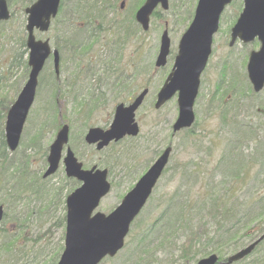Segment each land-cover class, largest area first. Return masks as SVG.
<instances>
[{
  "label": "rangeland",
  "instance_id": "rangeland-1",
  "mask_svg": "<svg viewBox=\"0 0 264 264\" xmlns=\"http://www.w3.org/2000/svg\"><path fill=\"white\" fill-rule=\"evenodd\" d=\"M36 1L8 0L11 17L8 21L0 22V92L6 93L9 99H15L25 83L22 63L27 58V52L20 43L26 41L25 8ZM144 1H82L92 10L90 17L105 20L108 28L100 33L98 40L93 41L83 56L72 58L66 51V69L60 77L68 82L76 79L73 74L77 75L75 70L79 67V80L83 81L79 94L61 96L57 100V107L56 97L50 94L52 88L56 87L52 85L51 88L50 85L48 88L45 82L37 90L19 147L13 153L8 149L9 156L16 154L18 158L20 153L29 152L33 158L31 171L39 177L30 186L17 184L11 178L5 183L0 179V204L4 202V218L0 224V264H56L59 260L65 241L66 197L80 184L66 176L62 162L55 174L45 179L42 177L47 167V147L54 140L62 122L70 127L69 145L83 167L98 165L109 170L112 188L96 209L105 214L121 202L163 149L169 144L173 146L165 172L153 189L144 211L131 225L126 246L115 257L105 259L100 264L194 263H183L181 259V248L186 241L182 231L167 237L164 228L160 232L163 222L154 224L164 208L168 204L172 208L164 219L173 221L179 214L180 205H202L206 191L215 194L231 187V169L244 162L251 163L250 178L246 180L248 184H242V189L234 195V205L240 206V213L241 209L243 213L245 208L242 205L254 200L255 195L259 197L264 193V88L254 92L247 73L249 54L258 50L260 43L257 40L249 43L237 41L233 46L229 45L231 27L243 9V0L232 2L221 16L193 107L195 122L190 128L192 138L187 136V130L172 134V124L178 116L177 97L174 96L155 110V92L136 112V121L140 126L138 136L125 138L101 152L84 142L83 135L89 127L108 128L115 105L129 99V94L118 86L119 74L131 76L127 84L136 93L147 84L152 89L157 85L158 90L161 88L171 71L179 41L193 18L197 4V0H169V8L163 10L158 7L160 16L152 17L145 30L136 21H130ZM72 2L66 0L67 6L62 8L50 29L45 33L37 31L36 35L51 38L52 44L56 39L74 37V32L69 29V25L76 21L73 20L75 13L69 9ZM64 18L67 21L63 23L60 19ZM124 31L130 36H124ZM165 31L170 39L167 64L158 68V74L152 81L146 82L135 72L140 73L143 69L147 74H156L152 66ZM114 38L118 42L112 45ZM102 45L107 48L106 55L101 51ZM103 62L110 67L111 73L101 70ZM52 73V68L47 71L55 81ZM93 86L99 94L92 89ZM16 88L18 90L14 91ZM90 90L94 94L88 93ZM57 108L61 110L60 113ZM37 134L39 139L35 141ZM243 152L245 155L241 156ZM198 163L203 164V168H196ZM201 169L207 177L197 181V173ZM220 181L224 183L219 186ZM174 207L178 208L177 213H172ZM197 211L193 210L194 214ZM201 214L204 215V212ZM232 243L227 241L221 244L222 251L230 255L241 249V239ZM208 246V252L219 250L217 244ZM235 248L237 250L233 251Z\"/></svg>",
  "mask_w": 264,
  "mask_h": 264
},
{
  "label": "water",
  "instance_id": "water-1",
  "mask_svg": "<svg viewBox=\"0 0 264 264\" xmlns=\"http://www.w3.org/2000/svg\"><path fill=\"white\" fill-rule=\"evenodd\" d=\"M60 1L37 0L25 10L27 14L26 44L29 49L28 64L31 71L28 81L7 114L5 137L12 151L19 145L23 125L33 104L38 74L51 54L49 41L37 40L35 29L42 32L49 29L51 19L58 13ZM231 2L232 0H198L194 17L180 39L172 72L158 93L155 104L156 108H160L178 93L179 114L173 124L174 133L191 127L195 120L193 107L200 86V76L211 54L213 36L219 28L220 15ZM159 5L167 10L169 0H146L137 11L136 19L145 30L149 27L153 11ZM9 17L6 0H0V20H8ZM256 38L260 42V47L257 51L250 52L247 72L253 90L260 92L264 87V0H244L241 15L231 31L230 46L234 45L237 39H241L243 43H249ZM160 43L156 65L164 66L170 52L167 31L162 35ZM54 67L59 74L57 50H54ZM146 94L147 90H144L131 104H118L110 127L106 130L99 127L90 128L85 136L86 142L97 144V149L101 150L110 142L119 141L126 135L136 136L140 129L135 122V112ZM68 141L69 126L64 124L50 146L49 166L44 177L50 176L58 169L63 148ZM171 151V146L164 149L113 212L108 215L96 213L92 216L101 198L111 189L108 170L97 168V166L83 169V164L68 147L66 156L63 158L65 172L67 176L76 177L83 184L67 197L65 247L57 264H98L105 256H114L123 247L130 224L151 195L169 161ZM3 216V206L0 205V222ZM262 240H264V234L230 255L225 264L244 259ZM217 262L218 256L211 254L195 264H216Z\"/></svg>",
  "mask_w": 264,
  "mask_h": 264
},
{
  "label": "trees",
  "instance_id": "trees-1",
  "mask_svg": "<svg viewBox=\"0 0 264 264\" xmlns=\"http://www.w3.org/2000/svg\"><path fill=\"white\" fill-rule=\"evenodd\" d=\"M82 1L84 0H73L69 7V9L73 10L71 12L75 13L73 20H76L73 22L74 25H69L70 30L74 32L77 28H79V20L85 22L79 28L81 40L79 41V38L72 39L68 37L66 42V51L72 58L79 56V49L78 47L71 45H74L78 41L79 44L91 43V38L93 37L92 30L95 32L93 25L89 23L92 20L89 15L92 10L89 9L88 5L85 6L82 4ZM143 1L144 0H142V2ZM64 6H67L66 0L62 1L61 11ZM160 14V11L157 10L153 14V17H159ZM68 20L71 21L70 16H68ZM134 21L135 18L133 15L131 22ZM87 23H89V25H86ZM21 43L24 44V42ZM59 50L63 52L62 49L59 48ZM88 50L89 49L85 45L84 47L81 46L80 51L82 55ZM52 75H54V72ZM0 89L2 88L0 87ZM74 98L76 99V96H74ZM13 100L14 99L6 97V93L4 94L3 92H0V179H2L5 183V181H8V178H11L14 179L17 184L30 186L31 182L35 181V179L39 177V175L31 171L33 158L29 153L23 152L20 153L19 158L16 157V154H11V156H9L10 152L7 149L4 137L6 114ZM55 105L57 106V100L55 101ZM242 132L243 134L246 133L244 131ZM186 134L188 137H193L191 129L189 131L187 130ZM38 139L39 134L35 136L34 140L37 141ZM242 140L243 139H241V141ZM243 155H245L244 152L241 156ZM250 164L251 163L244 162L241 166L231 169L233 174V177L231 178L233 183L230 184L231 187L215 194H208L206 191L202 200V205H190L187 207L184 205L182 207V205H180L179 214L173 221L164 219V217L168 215V211L172 210V208L169 204L164 208L162 215L163 225L160 232H163L164 228V233H167V237L176 234L179 231H182V233L186 235V241L181 248V259L183 263H189L192 261L196 262L199 258L207 256L213 252L218 253L220 255V259H225L228 253L222 251L223 246L221 244L224 245L227 241H233V243H236L241 239L242 248L247 243L254 241L264 233V193H262L259 197H256L257 195H255L254 200L242 205L245 208L243 213L242 209L240 213V206H235L233 203L235 200L233 199L234 195L238 194V191L242 189V184H248L246 183V180L249 175ZM195 167L203 168V164L198 163ZM206 177L207 175H205L204 171L202 169L199 170L197 173V181L200 178ZM223 183L224 181H220L219 186ZM236 200H238V197H236ZM2 204H4V202H2ZM195 209L196 211L199 209L196 214L193 212ZM177 212L178 208L174 207L172 213ZM201 212H204V215H202ZM211 227L214 229L211 230ZM240 231L241 235L239 234ZM180 235L181 233L177 236L179 237ZM238 236L239 238L236 239ZM166 242L167 241H165L164 244ZM212 244H217V249L219 250L208 252V245ZM235 250L237 249H233V251ZM199 255H201V257L197 258ZM234 264H264V240L258 244L255 250L248 257Z\"/></svg>",
  "mask_w": 264,
  "mask_h": 264
},
{
  "label": "flooded vegetation",
  "instance_id": "flooded-vegetation-1",
  "mask_svg": "<svg viewBox=\"0 0 264 264\" xmlns=\"http://www.w3.org/2000/svg\"><path fill=\"white\" fill-rule=\"evenodd\" d=\"M94 17H92V20L89 22V23H91L92 25H93V28L95 29V32L92 30V38H93V40H91L92 42L91 43H86V44H79V41L81 40V37H80V35H79V28H77L75 31H74V37H70V38H72V39H77V38H79V41L77 42V43H75L74 45H71V46H76V47H78L79 48V57H81V56H83L82 54H81V51H80V49H81V46L82 47H84V45L89 49V47H91V45L93 44V41H97L98 40V38H99V35H100V33H104V32H106L105 30L108 28V27H106V24H105V20H96V19H93ZM56 19H57V17L55 18V19H53L52 21H56ZM60 21H62L63 23L65 22V21H67L66 20V18H64V19H60ZM131 21V20H130ZM79 23H80V25L82 26L85 22H83V21H81V20H79L78 21ZM89 23H87L86 25H89ZM79 25V26H80ZM102 26V27H101ZM40 32L39 30H36L35 31V36H36V38L37 39H49V42L51 43V38H49V37H46V38H41V37H38L37 35H36V32ZM129 31V30H128ZM40 33H43V32H40ZM126 35H129L130 36V33H128V32H126V31H124V36H126ZM116 37L118 38V36L116 35ZM91 38V39H92ZM117 38H114L113 39V42H112V45H115L117 42H118V39ZM127 39V38H126ZM126 39H125V41H126ZM67 40H68V37H65V38H61V39H59V41H57V39H56V41H54L55 43H51V45H52V48H54V49H57V50H59V48L60 49H62L63 50V52H61L60 50H59V55H60V64H59V71H60V73H59V75H57L56 74V72H55V68H54V62H53V53H51V55L49 56V58L46 60V62H45V65H44V67H43V69L41 70V72H40V74L38 75V84H37V90L38 89H40L41 87H43L44 86V83L46 82L47 84H48V88H49V86L51 85V88H52V85H54L56 88H52V91L50 90V89H48V91L50 90L51 91V95L52 96H56V97H58V98H60L61 96H63V95H66V94H70V95H73V94H79V87L80 86H83V85H81V84H83L80 80H79V67H78V69H76L75 71L77 72V75L74 73L73 74V76L74 77H76V79H72V81H70V82H68L66 79H64V80H62L61 79V73H63L64 72V70L66 69V66H65V60H64V58H65V55H66V46H67V44H66V42H67ZM120 42V41H119ZM20 45L23 47L24 46V48H26L25 50H26V56H27V58L23 61V63H22V67H24V73H23V77H24V80H25V83H26V81L28 80V77H29V74H30V70H31V67L29 66V64H28V58H29V49L27 48V44H26V42H24V44H22V43H20ZM105 45H102V50L101 51H104V54L106 55L107 53H108V51H107V48L106 47H104ZM118 54H121L120 52L118 53ZM100 55H102L101 53H100ZM26 60H27V63H26ZM71 61L72 62H74L75 61V59H71ZM77 61H78V64H79V58L77 59ZM49 66H51V67H49ZM53 69V71H54V73H55V78H54V80L55 81H52V79H51V76H50V74H47V71L49 70V69ZM158 68H160V67H157L156 65H155V62H154V65L152 66V70L153 71H155L156 72V74H147L146 73V71H144L143 69L142 70H140V73H137V72H135L137 75L136 76H141V77H144L145 78V81L147 82V81H152L153 80V78H155V75H157L158 73ZM101 70H104V73L105 72H107V71H109V73H111V69H110V67L108 66V65H106V63L105 62H103L102 63V69ZM28 73V74H27ZM118 73V71L116 72V74ZM44 74H46V75H44ZM115 74V75H116ZM26 77V78H25ZM49 79H48V78ZM131 76L130 75H120L119 74V76H117V78L119 79V87H121V90H123V92H127L128 94H129V99H127L125 102H120V103H124V104H130L139 94H141L144 90H147V94L145 95V97H144V100H143V104L145 103V101L151 96V95H153L155 92H157L158 93V85L154 88V89H152L148 84L147 85H145V86H143L142 88H141V90L140 91H138L137 93L136 92H134V90L133 91H131V87H130V85L129 84H127L128 83V79L130 78ZM81 82V83H80ZM161 82H162V78L160 79V84H161ZM24 83V84H25ZM2 84V83H1ZM75 87H77V88H75ZM95 86H93L92 87V89H94L95 90V92L97 93V94H99V91H98V89L97 88H94ZM88 89V88H87ZM18 89L16 88L14 91H17ZM134 92V93H133ZM88 93H90V94H94V91L93 90H90ZM133 93V94H132ZM157 93H156V95H157ZM132 94V95H131ZM80 96V95H79ZM120 103H118V104H120ZM118 104H116L115 105V107H114V111H115V109H116V107H117V105ZM143 104L140 106V108L143 106ZM139 108V109H140ZM138 109V110H139ZM160 109V108H159ZM137 110V111H138ZM158 110V109H157ZM111 124V123H110ZM110 126V125H109ZM108 126V127H109ZM95 127V126H94ZM92 128V127H91ZM105 129H107V128H105ZM125 138H128V137H125ZM124 138V139H125ZM130 138V137H129ZM79 182V181H78ZM79 187V186H78ZM142 211H144V209L142 210ZM224 264V263H223Z\"/></svg>",
  "mask_w": 264,
  "mask_h": 264
}]
</instances>
